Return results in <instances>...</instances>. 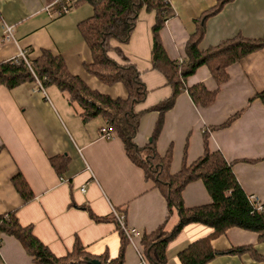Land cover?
Masks as SVG:
<instances>
[{"label":"crops","instance_id":"0c3cea01","mask_svg":"<svg viewBox=\"0 0 264 264\" xmlns=\"http://www.w3.org/2000/svg\"><path fill=\"white\" fill-rule=\"evenodd\" d=\"M173 10L159 30V41L170 60L185 58V45L195 31V20L217 5L218 0H167ZM52 0H0V62L16 58L25 50L31 58L48 49L61 54L68 70L80 76L94 90L111 97H127L121 83L107 85L84 69L91 52L78 23L93 15L87 2L76 4L66 14L55 16L45 10ZM155 11L142 8L129 40L119 46L135 65L147 90L143 101L135 105L142 111L135 144L150 140L159 111L152 109L167 100L171 87L166 77L153 67L152 26ZM3 24L12 25L14 40L3 41ZM236 35L249 39L264 35V0H231L204 21L200 49L219 44ZM108 54L122 61L114 53ZM228 78L217 84L206 65L199 66L185 80V87L202 83L217 89L208 106L196 105L186 89L179 91L173 104L162 114V126L156 149L164 155L171 151L170 172L176 173L183 162L190 164L204 151L203 133L211 151H219L232 163L233 173L243 191L264 205V100L255 95L264 89V48L245 55L226 68ZM53 84L39 89L34 81L13 88L0 85V214L14 211L19 223L31 227L32 234L53 257L64 260L77 242L82 263L97 260L101 264L115 258L121 236L112 210L124 213L126 226L138 235L124 249L122 264H140L139 238L165 222L171 229L177 212L168 214L165 197L141 168L125 154L121 139L113 132L102 136L101 116L84 119L76 102ZM221 128L211 129L233 117ZM65 156L66 169L59 175L50 159ZM20 173L33 192L24 201L11 181ZM84 187V191L80 187ZM187 207L211 202L201 180L188 183L181 192ZM212 228L192 223L169 242L166 264H179L178 252L195 237L207 235ZM215 250L249 245L264 257V240L255 232L230 227L210 239ZM0 264H37L15 237L0 234ZM181 264V263H180ZM205 264H264L249 252L223 253Z\"/></svg>","mask_w":264,"mask_h":264},{"label":"trees","instance_id":"16d2710c","mask_svg":"<svg viewBox=\"0 0 264 264\" xmlns=\"http://www.w3.org/2000/svg\"><path fill=\"white\" fill-rule=\"evenodd\" d=\"M231 0H218L217 5L201 14L195 20V31L185 45V58L170 60L160 41L159 30L164 22L173 15L167 0H78L89 3L93 15L78 23L77 27L91 52V61L84 69L107 85L121 83L127 97H111L91 89L83 79L72 74L61 54L41 49L40 54L28 61L22 58L0 62V85L13 88L23 82L33 81V73L45 77L43 84H53L67 94L70 101L76 102L84 119L101 116L111 131L123 144L129 160L142 169L146 180H151L165 197L168 214L177 212V222L167 229L165 222L139 238L138 250L146 264H166V249L170 241L185 226L197 223L212 228L207 235L195 237L185 248L178 252L181 264H205L211 258L223 253L249 252L255 259L263 260L252 246L241 245L226 250H215L210 239L221 235L230 227H238L255 232L259 240H264V205L258 209L256 200L248 196L237 181L232 163L219 151H211L207 144V132L203 133L204 151L190 164L183 162L176 173L170 172L171 151L160 155L156 149V139L162 126V114L171 107L175 96L184 89L192 101L199 106L211 104L217 89L208 90L202 83L185 87V80L195 70L206 65L218 85L224 83L228 74L226 68L245 55L264 48V35L249 39L240 35L222 40L213 47L200 49L203 39L205 19L217 12L221 6ZM142 8L155 11L156 21L152 26L153 67L166 77L171 87L167 100L152 109L159 111L150 140L143 146L135 144L133 137L137 131L142 111H135V105L145 98L146 88L135 65L129 62L119 46L112 47L111 40L124 44L129 40L137 15ZM114 51L122 60L116 61L108 51ZM255 97L264 100V89ZM231 117L223 124L211 129L221 128L230 123ZM68 159L65 156L51 158V166L61 175L66 169ZM201 180L211 196V202L199 206L187 207L183 204L181 192L190 182ZM13 186L24 201L33 198V192L20 173L11 179ZM0 234L15 237L37 264H77L82 263V251L76 242L72 252L62 261L53 257L50 251L32 234L30 226H22L14 211L0 214ZM121 244L117 256L111 260L105 257L102 264H122L124 249L128 243L120 231Z\"/></svg>","mask_w":264,"mask_h":264},{"label":"built area","instance_id":"2783aa9c","mask_svg":"<svg viewBox=\"0 0 264 264\" xmlns=\"http://www.w3.org/2000/svg\"><path fill=\"white\" fill-rule=\"evenodd\" d=\"M77 1L78 0H52V2L46 6L45 10H47V12L51 15L60 16L69 12L76 5ZM2 40L3 41L14 40V28L12 25L3 24ZM18 58H22L25 62L28 61L27 54L24 49L19 50L15 59ZM33 77H34L33 81L36 83L37 87L43 90L44 88L43 80L45 79V77L40 78L34 73H33ZM100 132L102 136H105L107 138H110L112 136L111 128L106 123L103 126H101ZM80 190L84 191V187L81 186ZM256 205L257 208L260 209L262 204L256 201ZM111 214L114 217V219H116L120 228L119 230H121L124 233V235L127 238V241L133 243L138 233L134 228L125 225L124 213L113 209ZM140 264H146L141 254H140Z\"/></svg>","mask_w":264,"mask_h":264},{"label":"water","instance_id":"95a60500","mask_svg":"<svg viewBox=\"0 0 264 264\" xmlns=\"http://www.w3.org/2000/svg\"><path fill=\"white\" fill-rule=\"evenodd\" d=\"M88 264H101L99 261L97 260H87ZM180 264V263H179Z\"/></svg>","mask_w":264,"mask_h":264},{"label":"rangeland","instance_id":"374dc122","mask_svg":"<svg viewBox=\"0 0 264 264\" xmlns=\"http://www.w3.org/2000/svg\"><path fill=\"white\" fill-rule=\"evenodd\" d=\"M120 62H122V61H120ZM64 95H65V93H63ZM66 96V95H65Z\"/></svg>","mask_w":264,"mask_h":264}]
</instances>
